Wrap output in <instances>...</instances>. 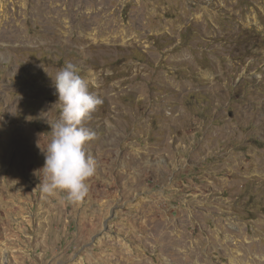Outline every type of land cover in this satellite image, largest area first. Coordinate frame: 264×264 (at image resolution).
<instances>
[{
  "label": "rangeland",
  "instance_id": "rangeland-1",
  "mask_svg": "<svg viewBox=\"0 0 264 264\" xmlns=\"http://www.w3.org/2000/svg\"><path fill=\"white\" fill-rule=\"evenodd\" d=\"M68 63L103 101L79 202L39 171ZM231 258L264 264V0H0V264Z\"/></svg>",
  "mask_w": 264,
  "mask_h": 264
},
{
  "label": "clouds",
  "instance_id": "clouds-1",
  "mask_svg": "<svg viewBox=\"0 0 264 264\" xmlns=\"http://www.w3.org/2000/svg\"><path fill=\"white\" fill-rule=\"evenodd\" d=\"M53 86L61 110L59 120L51 125V141L42 149L41 191L46 195L63 191L68 201L79 202L87 195L86 181L95 174V161L84 148L95 133L84 122L103 101L89 91L88 81L71 63L57 71Z\"/></svg>",
  "mask_w": 264,
  "mask_h": 264
},
{
  "label": "bare ground",
  "instance_id": "bare-ground-1",
  "mask_svg": "<svg viewBox=\"0 0 264 264\" xmlns=\"http://www.w3.org/2000/svg\"><path fill=\"white\" fill-rule=\"evenodd\" d=\"M5 1V0H4ZM3 5V4H2ZM60 24V23H59ZM260 77V76H259ZM153 203V202H152ZM151 203V204H152ZM150 220V219H149ZM178 223V222H177ZM159 225V224H158ZM182 225H183V223H182ZM182 230V229H181ZM228 238V237H227ZM241 240V239H240ZM234 241V240H233ZM236 242V241H235ZM187 244V243H186ZM174 246V245H173ZM156 248V247H155ZM162 250V249H161ZM163 250H164V248H163ZM202 254V253H201ZM223 256V255H222ZM225 257V256H224ZM257 257V256H256ZM227 258V257H226ZM185 261V260H184ZM198 261V260H197ZM209 261V260H208ZM230 264H237V263H235V259H233V258H231L230 260ZM186 263V262H185ZM202 263V262H201ZM208 263V262H207ZM189 264V263H188ZM242 264V263H241ZM246 264H252V263H249V262H247Z\"/></svg>",
  "mask_w": 264,
  "mask_h": 264
}]
</instances>
